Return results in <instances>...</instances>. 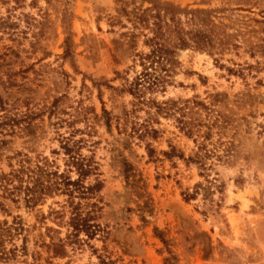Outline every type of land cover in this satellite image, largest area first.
Returning a JSON list of instances; mask_svg holds the SVG:
<instances>
[{"label": "rangeland", "instance_id": "rangeland-1", "mask_svg": "<svg viewBox=\"0 0 264 264\" xmlns=\"http://www.w3.org/2000/svg\"><path fill=\"white\" fill-rule=\"evenodd\" d=\"M162 1L212 11L213 37L225 30L239 48L222 55L180 48L165 88L136 99L121 89L141 72L135 55L149 53L143 35L151 34L136 30L129 44L133 24L122 10L141 2L0 0V97L21 128L31 124L0 135L7 141L0 176L23 160L67 171L61 143L68 137L97 168V224L106 232L89 241L80 234L84 242L74 244L66 239L68 213L63 220L54 213L68 210L67 196L26 208L0 188V223L23 229L4 237L9 254L0 264H102L98 257L107 264H264V0ZM192 101L206 110L185 109ZM171 102L184 107L186 121L210 125L219 115L222 126L205 141L189 138L176 122L179 111L156 113ZM143 126L156 138L140 137ZM194 140L206 146L198 163ZM197 186L208 192L185 200ZM51 243L64 250L54 255Z\"/></svg>", "mask_w": 264, "mask_h": 264}, {"label": "trees", "instance_id": "trees-1", "mask_svg": "<svg viewBox=\"0 0 264 264\" xmlns=\"http://www.w3.org/2000/svg\"><path fill=\"white\" fill-rule=\"evenodd\" d=\"M131 2L132 5L137 2L142 4L139 7H134L130 12L122 10L123 16L127 18L128 22L133 24L132 29L134 32L126 34L129 39L128 43L132 44L136 41V30H147L151 34L150 37L143 35L145 38L144 45L150 49L149 53H137L135 55L142 68L141 72L131 82L127 81L126 86L121 89V91L131 94L136 99L141 98L144 90L165 88L168 83L167 78L174 72L173 69L177 63L175 54L180 48L209 51L210 54L215 53L217 55H222L230 49L239 48L233 41L235 36L225 30L220 32L217 37H213V30L211 29L213 26H210V20L207 18L212 12L210 10L180 9L173 3L162 0H131ZM144 3H148L149 7L143 8ZM181 14L186 18L188 28H185L180 18H178ZM228 71L230 73L235 72L232 69H228ZM138 104H141L140 100H138ZM186 104H189V101H186ZM192 104V108L186 107L185 109H196L194 114L197 116L199 115V109L206 110V106L202 102L192 101ZM176 105V102H171L170 105L164 103L163 106H157L156 113L173 117L176 113L175 111H179L181 114L176 118V122L180 125V130L189 138H193L196 135L199 139L204 138L203 140L205 141L210 137L213 126H222L219 115L216 116L217 118L215 117V121L210 125L203 124L198 119L186 121L185 117L188 114L184 111V107L178 108ZM49 111L52 114H57V105H52ZM0 112L1 136L13 135L16 128L20 131H29L31 124H26V126L21 128V122L13 118L14 116L4 105L1 97ZM27 116L25 115L24 118H28ZM203 127L207 129V132L202 134L200 129ZM143 129H145V132L140 137L150 136L152 139L156 138L157 131L144 126ZM6 142V140H0V158L2 149L7 144ZM194 142L197 144L198 151L195 158L196 163H198L204 158L202 152L206 151V146L202 141L199 143L194 140ZM76 143L68 137H63L62 139V149L69 158L68 164H66L69 167L67 171L60 173L57 170H52L50 164H30V162L23 160L20 161L18 169H12L9 174L0 176V188H2L4 195L14 202H18V199L23 200L26 208H34L47 197L54 194L67 196L66 204L68 210L54 213L61 220L65 218L66 212L68 213L66 225L69 227L70 232L67 234L66 239L74 241L72 242L74 244L81 245L84 240L79 238L80 234H84L86 240L89 241L98 235H106V232L97 224L101 207L98 206L99 201L96 197L103 187L102 182L98 180L97 168L94 162L88 161L78 154ZM149 153L151 157L153 151L149 149ZM71 169H75L78 175L76 179H72L69 175L72 172ZM124 171L127 175L126 166H124ZM89 176H96L94 179L95 183L86 186L85 180ZM127 178L128 176H126V180L129 181ZM196 188L197 190L192 195L187 194L185 196V200L194 198L201 189L204 195L208 192V188L201 186ZM76 199L78 202H76ZM22 230L20 223H14V227H8L4 222L0 223V259L7 258L9 254L3 247L6 234H9L7 236L10 237L12 231L18 232ZM58 241L62 242L61 239ZM51 246L54 248V255H57L56 249L64 250V245L51 243ZM98 259H100L102 264H107L104 258L98 257Z\"/></svg>", "mask_w": 264, "mask_h": 264}]
</instances>
